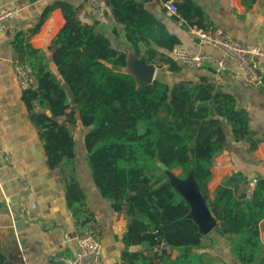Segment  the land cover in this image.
<instances>
[{"label":"trees","instance_id":"1","mask_svg":"<svg viewBox=\"0 0 264 264\" xmlns=\"http://www.w3.org/2000/svg\"><path fill=\"white\" fill-rule=\"evenodd\" d=\"M243 1L251 7L257 0ZM106 5L115 21L124 26L126 40L136 55L143 53V44L149 63L170 73L180 71L173 56L180 41L163 22L138 0H106ZM176 6L179 17L173 16L174 21L182 19L204 29L203 10L194 0H182ZM56 8L62 10L66 23L49 46L54 73L30 39ZM12 45L31 66L38 83L37 90L23 92V99L40 132L50 168L64 175L70 206L82 202L84 195L72 174L76 171V141L60 120L75 126L79 117L84 128H91L84 137L88 171L112 209L121 212L126 208L130 219L122 238L123 264H225L220 257L202 252L207 236L186 218L189 206L159 163L171 171L180 170L181 178L193 168L218 221L210 234L230 242L229 255L237 264H264L259 231L264 220V177L257 179L251 196L246 188L241 190L247 181L241 172L232 173L213 197L208 190L212 158L226 144L224 119L234 138L247 141L250 151L259 144L250 129L248 113L237 107L233 95L206 77L197 83L171 84L157 78L152 84L138 85L125 71L127 53L113 48L94 25L82 24L75 8L64 2L47 7L39 24L19 32ZM75 217L80 218V214ZM163 243L179 252L175 260L171 253L157 251ZM136 246L143 250L130 252ZM0 264L11 263L0 253Z\"/></svg>","mask_w":264,"mask_h":264},{"label":"crops","instance_id":"2","mask_svg":"<svg viewBox=\"0 0 264 264\" xmlns=\"http://www.w3.org/2000/svg\"><path fill=\"white\" fill-rule=\"evenodd\" d=\"M138 1L192 53L223 57L212 46L199 44L186 27L180 26L167 14V2L182 0ZM194 1L203 10L204 30L221 31L235 41L259 47L264 53V0H257L251 7L246 6L243 0ZM57 2L72 5L77 19L82 24L94 25L96 31L108 38L116 50L127 55L135 52L126 40L124 26L115 21L106 0H101L99 9L90 6L87 0H0V11H17L16 17L0 31V253L11 264H48L53 253L73 256L78 239L93 234L102 244V264H123L122 238L130 223L127 209L115 212L110 202L100 195L90 172L87 169L80 171L77 166L80 159L85 158L82 144L91 128H84L79 117L75 126L60 120L72 131L76 141V171L65 173L73 174L84 195L82 202L70 206L64 175L48 164L40 132L30 119L23 92L13 72V65L20 61L21 56L13 48V40L19 32L35 28L45 9ZM65 23L62 10L56 8L30 39L31 46L44 53L54 73L56 67L49 46ZM140 47L143 51L141 55H145V46L141 44ZM178 64L180 71L177 73L156 66V79L174 84L179 81L197 83L205 77L210 78L218 88L235 97L239 109L248 113L250 129L259 141L256 150L250 151L248 142L237 141L230 124L223 120L226 144L213 161L212 178L208 184L210 197L234 172L243 173L247 180L253 177L251 181L264 177V83L261 86L246 83L234 61H228L229 69L221 73H217L212 66L194 69L179 61ZM259 67L264 81V55L260 58ZM68 95L71 103L69 91ZM75 130L81 131L82 140L78 141ZM80 166L84 168L82 163ZM249 182L246 181L241 190ZM5 201H8L10 212ZM78 213L80 218L75 217ZM259 231L264 244V220L259 223ZM142 250V247L136 246L130 252L138 254ZM171 256L175 260L179 252L173 250Z\"/></svg>","mask_w":264,"mask_h":264},{"label":"built area","instance_id":"3","mask_svg":"<svg viewBox=\"0 0 264 264\" xmlns=\"http://www.w3.org/2000/svg\"><path fill=\"white\" fill-rule=\"evenodd\" d=\"M87 3L99 9L101 0H87ZM169 16H178V10L174 1L165 4ZM16 10L0 11V31L6 28L8 23L16 17ZM177 23L186 27L187 32L201 45H209L221 52L222 58L208 54L192 53L184 44H178L173 50L175 60L191 66L194 69H202L208 66L215 68L217 73L229 69L228 61L238 64L245 82L251 85H263V76L260 72V58L264 55L262 49L235 41L221 31L204 30L196 26H190L185 20L179 19ZM13 72L18 87L22 92L37 90L38 83L32 72L31 66L23 61H16L13 65ZM9 162V155L6 156ZM1 175V172H0ZM257 180L250 181L246 187V193L251 196ZM9 212L11 211L8 201H5ZM162 250L171 253V248L163 243L157 251ZM103 248L98 237L93 234L81 236L77 241V249L73 256L68 257L60 253H53L48 264H102Z\"/></svg>","mask_w":264,"mask_h":264},{"label":"water","instance_id":"4","mask_svg":"<svg viewBox=\"0 0 264 264\" xmlns=\"http://www.w3.org/2000/svg\"><path fill=\"white\" fill-rule=\"evenodd\" d=\"M141 6L142 3H140ZM23 61V56H20ZM127 73H130L140 84H152L156 80L157 67L148 62L145 55H136L132 52L127 57ZM220 152L215 153L212 160L219 156ZM166 175L169 183L179 193L189 206V213L186 218L192 220L203 236H208L218 226L217 219L213 216L207 200L196 180L194 169L192 168L185 178H181L175 171L169 170L163 163L158 164ZM253 177H248L247 182ZM204 252V251H202Z\"/></svg>","mask_w":264,"mask_h":264},{"label":"rangeland","instance_id":"5","mask_svg":"<svg viewBox=\"0 0 264 264\" xmlns=\"http://www.w3.org/2000/svg\"><path fill=\"white\" fill-rule=\"evenodd\" d=\"M75 132H76L78 141L82 140L83 135L81 131L75 130ZM82 147H83V151L85 152L84 143L82 144ZM77 152H79L78 149H77ZM79 162L82 163L85 168L84 169L83 167H81L79 163V165H77L79 170L85 171L87 169L88 171L85 161L84 160L81 161L80 159ZM175 173L177 175H180L181 171L177 170L175 171ZM203 244L206 247L205 250H203L204 252H208L211 256H214V257H220L221 259H223L225 264H237L235 261L232 260V258L229 255V251H228V248L230 245L229 241L219 238L215 234H210L209 236L204 238ZM217 264H224V263L217 261Z\"/></svg>","mask_w":264,"mask_h":264}]
</instances>
